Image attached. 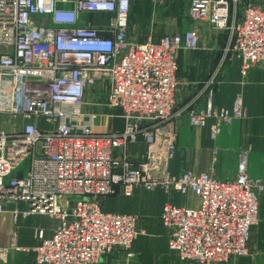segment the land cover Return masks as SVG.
<instances>
[{
  "label": "built area",
  "instance_id": "1",
  "mask_svg": "<svg viewBox=\"0 0 264 264\" xmlns=\"http://www.w3.org/2000/svg\"><path fill=\"white\" fill-rule=\"evenodd\" d=\"M133 1L0 0V45L12 49L0 52V115L20 122L0 129V212L6 203L25 202L26 216L60 219L50 238L37 232L36 264H119L108 257L128 252L139 232L135 215L101 209L99 198L118 185L127 194L138 185L192 190L199 197L196 207L167 203L160 216L181 261L227 263L249 253L264 179L248 173L247 153L233 180L208 172L174 177L170 171L178 139L174 122L184 112L176 110L177 53L197 49L200 31L134 41ZM189 7L198 20L228 31L227 50L241 59L244 77L264 66V0H189ZM93 13L107 23L89 25ZM96 87L107 90L106 99L87 101ZM244 114L241 96L230 107H216L212 91L205 107L188 111L192 126L215 119L213 138ZM116 117L124 119L122 130H98ZM140 139L146 157L135 164L128 148ZM16 238L14 232L10 247L19 249ZM8 250L0 248V262Z\"/></svg>",
  "mask_w": 264,
  "mask_h": 264
},
{
  "label": "crops",
  "instance_id": "2",
  "mask_svg": "<svg viewBox=\"0 0 264 264\" xmlns=\"http://www.w3.org/2000/svg\"><path fill=\"white\" fill-rule=\"evenodd\" d=\"M135 2L130 19V36L134 41L142 42L149 36L158 41L165 33H180L189 28L200 31L197 49H181L177 53L180 84L176 91V110L183 109L184 112L174 122L178 139L175 155L170 161L172 175L208 172L222 180H233L238 174L241 153L246 152L248 173L264 179V66L256 65L244 77L241 59L227 50L228 31L198 20L190 7L182 9L177 6V0L171 7V14L165 16L161 12L157 14L156 9L166 2L157 4L153 0H139V6ZM97 16L103 17L99 13L89 14L87 18L92 19H87V23L101 25L95 19ZM210 91L216 107H230L237 96L242 97L245 105V114L232 123L223 124L215 138L211 136L213 117L203 126H192L188 117L190 109L199 110L206 106ZM106 93L107 90L100 87L90 89L86 100L104 101ZM86 108L102 113L94 105ZM123 128L124 119L116 117L107 119L105 126L98 127V130L113 132ZM146 151L147 144L140 139L130 144L128 156L137 164L145 159ZM113 155L118 157L120 151L115 150ZM99 201L103 211L137 217L139 233L132 248L128 252L115 253L112 260L108 257V261L119 264H170V259L176 254L169 247V231L160 222L163 207L167 203L188 207H196L200 203L192 190L183 194L178 190L168 192L162 187L146 189L138 185L132 187L131 194L118 185L114 193L101 196ZM258 203V223L252 229L248 255L234 256L226 264H264V191L259 194ZM27 208L25 202H9L0 212V248L9 249L6 260L0 264H36L34 247L39 243L37 232L42 229L45 237L50 238L60 224V219L45 214L26 216L23 211ZM14 232L19 249L10 247Z\"/></svg>",
  "mask_w": 264,
  "mask_h": 264
},
{
  "label": "rangeland",
  "instance_id": "3",
  "mask_svg": "<svg viewBox=\"0 0 264 264\" xmlns=\"http://www.w3.org/2000/svg\"><path fill=\"white\" fill-rule=\"evenodd\" d=\"M139 0H136V2L134 4H137L136 6H139L138 3ZM168 1V0H167ZM175 1L176 0H169L168 2H166V4H164L163 6H161L160 8L156 9V13L158 14V12H161L162 16H165L166 14H171V7L175 6ZM177 6H180V8H188L189 9V5H188V0H177ZM153 3V2H152ZM158 4V3H157ZM152 5V4H151ZM157 8V7H156ZM190 10V9H189ZM88 21H90V19H92L91 17L87 18ZM96 21L99 22V24H105L107 23V18L106 17H100L98 18V16L95 18ZM12 49L8 46V45H0V52H8L11 51ZM20 124L16 123L14 121H11L9 118L3 117L2 115H0V129L4 128V129H10L13 128V126ZM109 259H113V256L111 255V257ZM101 264H103V261H101ZM170 264H195L193 262L190 261H180L177 256L175 255L174 258L170 259ZM197 264V263H196ZM212 264H226V263H212Z\"/></svg>",
  "mask_w": 264,
  "mask_h": 264
}]
</instances>
